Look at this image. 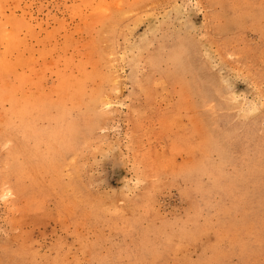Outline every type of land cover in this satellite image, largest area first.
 <instances>
[{
  "label": "rangeland",
  "instance_id": "obj_1",
  "mask_svg": "<svg viewBox=\"0 0 264 264\" xmlns=\"http://www.w3.org/2000/svg\"><path fill=\"white\" fill-rule=\"evenodd\" d=\"M0 264H264V0H0Z\"/></svg>",
  "mask_w": 264,
  "mask_h": 264
}]
</instances>
